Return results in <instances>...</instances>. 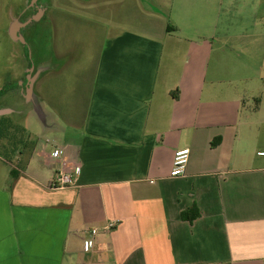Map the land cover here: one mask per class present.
Listing matches in <instances>:
<instances>
[{
  "label": "crops",
  "instance_id": "1",
  "mask_svg": "<svg viewBox=\"0 0 264 264\" xmlns=\"http://www.w3.org/2000/svg\"><path fill=\"white\" fill-rule=\"evenodd\" d=\"M101 8L117 15L101 33L67 31L85 18L52 9V46L25 80L42 136L0 187V264H264V0ZM48 9L11 16L6 37ZM77 167L78 184L50 188Z\"/></svg>",
  "mask_w": 264,
  "mask_h": 264
},
{
  "label": "rangeland",
  "instance_id": "2",
  "mask_svg": "<svg viewBox=\"0 0 264 264\" xmlns=\"http://www.w3.org/2000/svg\"><path fill=\"white\" fill-rule=\"evenodd\" d=\"M81 1L86 4H82ZM110 2L112 0H38L32 4V0L27 2L0 0V108L7 106L15 109V113L7 116L8 118L0 117V187L6 185L8 169L19 168L27 158V145L33 143L36 137L42 136L36 115L41 113L40 107L36 102L28 103L25 99L27 94L25 80L28 75L33 76L36 73L37 63L43 56H47L52 46L51 18L54 15L52 9L62 16L72 12L85 18L84 22L79 23L86 25L85 28L79 29L69 25L67 31H88L89 27L93 26L94 30L101 33L105 30L108 20L112 22L117 20L115 12L109 15L112 9L107 11L105 8L106 12L102 11L101 6ZM46 6L49 8L44 14L47 22L44 20L38 25L34 22L24 29L22 32L24 42L17 39L14 45L6 37L11 16L13 20L17 18L21 24H24L34 14H39L37 13L39 9ZM127 11L130 16L134 14L131 7H128ZM32 67L35 69L29 73L28 70ZM22 81H24L23 85H21Z\"/></svg>",
  "mask_w": 264,
  "mask_h": 264
},
{
  "label": "built area",
  "instance_id": "3",
  "mask_svg": "<svg viewBox=\"0 0 264 264\" xmlns=\"http://www.w3.org/2000/svg\"><path fill=\"white\" fill-rule=\"evenodd\" d=\"M63 155V150L57 149L51 154L52 159H59ZM258 156L264 157V151H259ZM190 156V149L184 148L177 150L174 154L173 167L170 175L172 177H182L186 174V168ZM80 180V168L77 167L74 172H59L54 175L50 188H65L78 184ZM117 222H111L107 225L106 229L115 227ZM97 234V230L94 229L91 232V237L88 239L87 248L94 247V236Z\"/></svg>",
  "mask_w": 264,
  "mask_h": 264
},
{
  "label": "water",
  "instance_id": "4",
  "mask_svg": "<svg viewBox=\"0 0 264 264\" xmlns=\"http://www.w3.org/2000/svg\"><path fill=\"white\" fill-rule=\"evenodd\" d=\"M38 0H32V4H34V3H36ZM31 22V20L30 21H28L27 23H25V24H28V23H30ZM24 24V25H25ZM18 29V25H14L13 26V28H12V34H13V38H14V40H20L21 42H24V39L23 38H20V37H18V36H16V30ZM32 82H33V80H32ZM31 88H32V85L29 87V89H28V94H29V96H30V94H31ZM0 114H4V111H0Z\"/></svg>",
  "mask_w": 264,
  "mask_h": 264
},
{
  "label": "trees",
  "instance_id": "5",
  "mask_svg": "<svg viewBox=\"0 0 264 264\" xmlns=\"http://www.w3.org/2000/svg\"><path fill=\"white\" fill-rule=\"evenodd\" d=\"M183 216L185 217V213L183 214Z\"/></svg>",
  "mask_w": 264,
  "mask_h": 264
}]
</instances>
